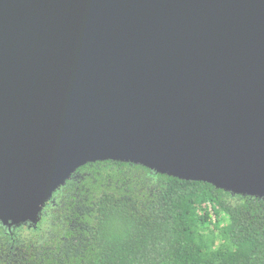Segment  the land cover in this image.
I'll list each match as a JSON object with an SVG mask.
<instances>
[{
    "label": "water",
    "instance_id": "95a60500",
    "mask_svg": "<svg viewBox=\"0 0 264 264\" xmlns=\"http://www.w3.org/2000/svg\"><path fill=\"white\" fill-rule=\"evenodd\" d=\"M97 161L264 198V0H0V224Z\"/></svg>",
    "mask_w": 264,
    "mask_h": 264
},
{
    "label": "trees",
    "instance_id": "16d2710c",
    "mask_svg": "<svg viewBox=\"0 0 264 264\" xmlns=\"http://www.w3.org/2000/svg\"><path fill=\"white\" fill-rule=\"evenodd\" d=\"M0 264H264V198L87 163L35 228L0 224Z\"/></svg>",
    "mask_w": 264,
    "mask_h": 264
}]
</instances>
